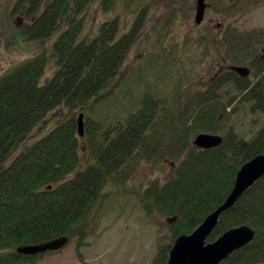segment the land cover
<instances>
[{
	"label": "trees",
	"instance_id": "obj_1",
	"mask_svg": "<svg viewBox=\"0 0 264 264\" xmlns=\"http://www.w3.org/2000/svg\"><path fill=\"white\" fill-rule=\"evenodd\" d=\"M92 1L15 2L28 19L19 37L30 42L53 37L56 68L44 77L49 55L42 50L0 75V264H36L43 253H20L21 245L62 235L78 236L80 243L86 217L109 183L124 181L141 162L167 160L175 163L172 176L162 184L150 182L140 193L147 213L171 218L173 240L159 245L151 263L166 264L175 238L193 231L223 203L241 165L264 152V54L259 53L264 28H227L220 42L229 64L249 66L251 78L224 68L191 95L179 89L168 98L145 92L123 120L107 126L88 120L82 147L74 111L90 107L116 78L141 24L138 17L118 34L115 18L81 38L79 15ZM113 2L102 0L103 10ZM56 109L66 113L28 142ZM240 109L263 117L249 137L234 129ZM202 132L220 135L221 143L197 147L193 139ZM84 150L89 157L77 170ZM242 224L254 230L252 241L219 264H264V175L221 213L207 241Z\"/></svg>",
	"mask_w": 264,
	"mask_h": 264
},
{
	"label": "rangeland",
	"instance_id": "obj_2",
	"mask_svg": "<svg viewBox=\"0 0 264 264\" xmlns=\"http://www.w3.org/2000/svg\"><path fill=\"white\" fill-rule=\"evenodd\" d=\"M206 1L199 24L194 21L196 0H114L106 10L102 0L86 5L79 15L83 17L81 38L94 36L105 21L115 18L118 34L126 33L138 17L141 24L116 78L90 107L75 109L76 118L83 113V131L90 119L102 126L123 120L136 111L145 92L168 98L176 89L189 95L204 89L214 74L229 65L220 46L227 28L246 32L264 28V0ZM15 2L0 0V75L45 50L49 55L46 78L56 68L50 56L54 38L23 41L18 32L28 19L14 8ZM259 53L264 54L262 47ZM65 113V109L50 111L33 129L28 142L44 134ZM237 115L234 129L248 137L262 124L263 117L250 115L246 109ZM83 136L79 135L82 147ZM88 157L86 150L81 152L77 170ZM174 166L167 160L141 162L124 181L109 183L101 201L86 217V237L79 243L74 236L62 248L43 252L36 264H151L159 245L173 240L171 218L147 213L140 193L150 182H165Z\"/></svg>",
	"mask_w": 264,
	"mask_h": 264
},
{
	"label": "water",
	"instance_id": "obj_3",
	"mask_svg": "<svg viewBox=\"0 0 264 264\" xmlns=\"http://www.w3.org/2000/svg\"><path fill=\"white\" fill-rule=\"evenodd\" d=\"M206 0H196L194 21L203 20ZM264 51V48H263ZM228 68L241 76L249 74L246 65H229ZM77 130L83 135V113L77 116ZM222 138L218 134L202 132L193 139V144L202 149L218 146ZM264 175V152L259 153L244 162L236 173L234 185L226 199L215 210L207 215L203 221L190 233L178 235L169 252L166 264H219L236 249L250 243L254 237V230L246 224L234 226L224 231L214 241H207L208 236L217 225L221 213L233 206L241 195ZM68 237H60L36 244L21 245L17 251L24 254H37L55 251L67 243Z\"/></svg>",
	"mask_w": 264,
	"mask_h": 264
},
{
	"label": "flooded vegetation",
	"instance_id": "obj_4",
	"mask_svg": "<svg viewBox=\"0 0 264 264\" xmlns=\"http://www.w3.org/2000/svg\"><path fill=\"white\" fill-rule=\"evenodd\" d=\"M43 3V2H42ZM23 12V11H22ZM81 18H83L82 16H81ZM25 26V25H24ZM24 26H22V27H20V28H23ZM81 26H83V24L81 23Z\"/></svg>",
	"mask_w": 264,
	"mask_h": 264
},
{
	"label": "bare ground",
	"instance_id": "obj_5",
	"mask_svg": "<svg viewBox=\"0 0 264 264\" xmlns=\"http://www.w3.org/2000/svg\"><path fill=\"white\" fill-rule=\"evenodd\" d=\"M169 222H171V220H169Z\"/></svg>",
	"mask_w": 264,
	"mask_h": 264
}]
</instances>
